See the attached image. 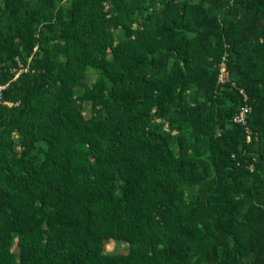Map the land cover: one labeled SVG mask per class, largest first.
Wrapping results in <instances>:
<instances>
[{
    "label": "trees",
    "instance_id": "16d2710c",
    "mask_svg": "<svg viewBox=\"0 0 264 264\" xmlns=\"http://www.w3.org/2000/svg\"><path fill=\"white\" fill-rule=\"evenodd\" d=\"M0 85V264H264V0H0Z\"/></svg>",
    "mask_w": 264,
    "mask_h": 264
},
{
    "label": "rangeland",
    "instance_id": "374dc122",
    "mask_svg": "<svg viewBox=\"0 0 264 264\" xmlns=\"http://www.w3.org/2000/svg\"><path fill=\"white\" fill-rule=\"evenodd\" d=\"M88 110H89V109H88ZM108 247H109V248H113L112 251H115V252L120 251V249H121V250H126L125 247H117V246H115V245L113 246V244H108Z\"/></svg>",
    "mask_w": 264,
    "mask_h": 264
},
{
    "label": "built area",
    "instance_id": "2783aa9c",
    "mask_svg": "<svg viewBox=\"0 0 264 264\" xmlns=\"http://www.w3.org/2000/svg\"><path fill=\"white\" fill-rule=\"evenodd\" d=\"M7 85H0V97L2 96V93L6 90Z\"/></svg>",
    "mask_w": 264,
    "mask_h": 264
},
{
    "label": "bare ground",
    "instance_id": "6f19581e",
    "mask_svg": "<svg viewBox=\"0 0 264 264\" xmlns=\"http://www.w3.org/2000/svg\"><path fill=\"white\" fill-rule=\"evenodd\" d=\"M1 98H2V96L0 97V101H1Z\"/></svg>",
    "mask_w": 264,
    "mask_h": 264
}]
</instances>
